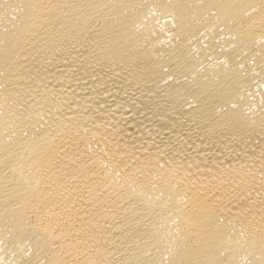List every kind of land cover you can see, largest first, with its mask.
<instances>
[{"label":"bare ground","instance_id":"obj_1","mask_svg":"<svg viewBox=\"0 0 264 264\" xmlns=\"http://www.w3.org/2000/svg\"><path fill=\"white\" fill-rule=\"evenodd\" d=\"M0 264H264V0H0Z\"/></svg>","mask_w":264,"mask_h":264}]
</instances>
